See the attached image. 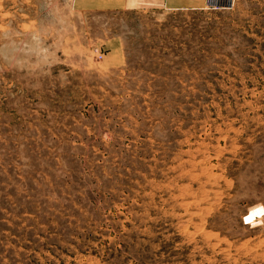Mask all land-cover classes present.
<instances>
[{"label": "rangeland", "instance_id": "1", "mask_svg": "<svg viewBox=\"0 0 264 264\" xmlns=\"http://www.w3.org/2000/svg\"><path fill=\"white\" fill-rule=\"evenodd\" d=\"M231 1L0 0V264H264V0Z\"/></svg>", "mask_w": 264, "mask_h": 264}, {"label": "crops", "instance_id": "2", "mask_svg": "<svg viewBox=\"0 0 264 264\" xmlns=\"http://www.w3.org/2000/svg\"><path fill=\"white\" fill-rule=\"evenodd\" d=\"M88 8L99 10H117L123 9L132 11L141 9L148 10L152 8H158L159 3L163 7L168 2L174 4L173 0H82Z\"/></svg>", "mask_w": 264, "mask_h": 264}, {"label": "built area", "instance_id": "3", "mask_svg": "<svg viewBox=\"0 0 264 264\" xmlns=\"http://www.w3.org/2000/svg\"><path fill=\"white\" fill-rule=\"evenodd\" d=\"M207 8L225 9L232 4L231 0H205Z\"/></svg>", "mask_w": 264, "mask_h": 264}]
</instances>
